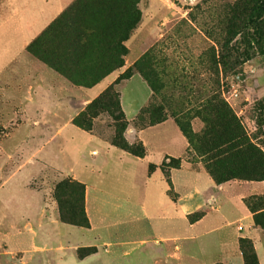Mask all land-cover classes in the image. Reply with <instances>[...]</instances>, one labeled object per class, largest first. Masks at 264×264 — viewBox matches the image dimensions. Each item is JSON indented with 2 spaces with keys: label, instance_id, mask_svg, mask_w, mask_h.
Segmentation results:
<instances>
[{
  "label": "crops",
  "instance_id": "0c3cea01",
  "mask_svg": "<svg viewBox=\"0 0 264 264\" xmlns=\"http://www.w3.org/2000/svg\"><path fill=\"white\" fill-rule=\"evenodd\" d=\"M74 1L1 0L0 89L3 102L12 109L23 110L20 120L34 127L33 135L38 140L63 142L66 147L69 142L74 143L76 135H86L97 145L89 151V155L95 157L93 162L78 161L80 164L76 165L74 162L75 166L69 169L61 166L85 184L89 226L62 222L56 213L46 216L43 223L28 231L31 241L27 243L26 256L30 254L38 259L35 263L23 260L19 264H247L241 239L252 241L255 264H264V229L255 224L254 213L245 201L250 195H241L238 199L222 197L221 192L227 184L240 183L231 180L217 184L207 171L194 164L191 166L192 160L187 159L189 141L179 126L182 135L176 137L177 141L167 137L165 142L171 143L178 152L157 151L158 160L154 161L145 134L164 126L170 119L177 122L169 117L155 125L134 127V120L153 92L140 74L134 75L146 82L149 92L136 116L127 119L129 130H134V138L142 140L146 146L145 157L135 156L73 123L74 117L114 84L138 57L129 60L130 37L125 41L129 49L125 65L86 87L73 83L32 54L29 45ZM122 82L117 84L119 88ZM121 103L125 111L122 93ZM64 105L69 113L66 118L59 119L57 108L62 109ZM168 156L183 160L179 168L169 171L172 185L161 167ZM151 165H155L153 171H150ZM96 172L102 173L105 179L90 182L89 175ZM251 195L264 196V193ZM197 212L204 214L191 221L190 216ZM243 220L247 221L246 225ZM88 247L95 251L80 256L78 250Z\"/></svg>",
  "mask_w": 264,
  "mask_h": 264
},
{
  "label": "rangeland",
  "instance_id": "374dc122",
  "mask_svg": "<svg viewBox=\"0 0 264 264\" xmlns=\"http://www.w3.org/2000/svg\"><path fill=\"white\" fill-rule=\"evenodd\" d=\"M2 2L0 0V8ZM255 2L256 0H140V21L131 35L132 52L129 60L138 56L134 65L148 54L149 59L142 65V69L150 83L135 70L153 91L145 107L156 108L159 117L167 118H173L172 112L187 111L192 118L193 129L200 132L205 126L201 117L205 115L201 104L209 97L219 95L231 105L253 142L264 150V126L258 124L259 113L256 109V103L264 98V55L256 54L249 61H244L241 56V31ZM125 3L126 0H104V4L100 5L99 0H89L90 13H81L76 25L92 21L97 11H104L103 16H99L106 23L111 22V17L117 20L119 7ZM1 16L0 12V18ZM69 26L59 25L58 31L51 30L44 39L36 43V50L63 64L68 70H73L68 64L70 57L66 56L71 53L66 42L69 32L65 31ZM143 79L134 75L131 79L124 80L120 88L116 85L122 93L129 120L139 112V106L149 92ZM8 106L2 100L0 89V264H19L23 260L35 263L37 256H26L29 250L27 243L31 241L28 231L35 229L45 221L46 216L53 213L62 222L61 213L72 220L83 216V184L61 166L69 169L78 161L93 162L95 157L89 155V151L97 145L86 135L76 134H73L76 135L74 143L69 142L66 147L63 142L38 140L33 135L36 132L34 127L23 124L20 120L23 110ZM57 110L59 119L66 118L69 113L66 105ZM199 111H202L201 116H196ZM147 121L146 116L143 122ZM133 125L135 128L140 127L137 118ZM93 132L110 141L115 133L111 117L102 114L96 118ZM125 135L130 143L139 140L134 138V130H129V127ZM181 135L178 125L172 119L164 126L148 131L145 139L149 142V151L152 152L154 161L158 160L160 150L178 152L171 143L165 142L167 137L176 142V137ZM63 148L66 150L62 151ZM187 159L192 160L191 166L194 164L207 171L199 157H194L193 154L189 156L187 153ZM163 163L165 166L161 167L166 173L174 166V162L167 157L163 159ZM101 174L91 173L90 182L105 179ZM234 180L240 185L227 184L221 192L222 197L238 199L241 195H250L245 199L250 207L256 210L264 207L263 195H251L255 192L264 193V182L247 184L245 180ZM235 214L239 212L235 211ZM239 216L241 214L233 218ZM242 223L246 225L247 221L243 220ZM242 240H245L241 243L242 250L249 251L247 264H252L253 243L250 239Z\"/></svg>",
  "mask_w": 264,
  "mask_h": 264
},
{
  "label": "trees",
  "instance_id": "16d2710c",
  "mask_svg": "<svg viewBox=\"0 0 264 264\" xmlns=\"http://www.w3.org/2000/svg\"><path fill=\"white\" fill-rule=\"evenodd\" d=\"M86 1L75 0L29 45L28 50L64 74L73 83L90 87L113 70L125 65V56L129 52L125 41L131 37L140 21L141 10L138 7L140 0H126L125 5L119 7L117 20L111 17L109 19L111 22L106 23L102 17L104 11L101 13L97 11L92 21L77 26V19L80 14L90 13L89 0ZM101 3L104 4V0H99L100 5ZM99 10L102 11L101 8ZM66 24L70 25L65 31L68 30L69 32L66 42L67 48L71 52L67 53L66 56L70 57L68 64L74 68L73 70H68L63 64L51 60L36 50L38 41L44 39L51 30L56 29L55 31H58L59 25L64 26ZM60 33L63 35L62 31ZM241 36L243 45L241 56L244 61L251 60L256 54L264 55V0H256L241 31ZM148 59V54H145L141 60L127 68L114 84L107 87L74 117L73 123L86 131H94L95 119L102 114H107L111 117L112 125L115 128L114 136L110 138V142L135 156L145 157L147 150L143 141L139 139L135 143H130L126 138L125 133L129 127V121L121 103V93L116 85L131 78L135 70L140 72L150 83L149 77L142 69V65ZM202 108L205 115L201 116L200 112L202 111L196 115L201 116L205 124L200 132L193 129L192 118L189 117L187 111L172 112V117L189 141V156L193 154L194 157H199L217 184H223L234 179L264 181V150L253 142L231 105L219 95H213L201 104ZM256 109L259 113L258 124L263 127L264 98L256 103ZM156 112L157 109L151 108V106L143 107L137 116L140 127L155 125L167 119V117H159ZM146 116L148 121L143 122ZM167 159L174 162L173 168H179L182 165L183 160L181 158L168 156ZM164 166L163 163L162 167ZM154 168L155 165H151L150 171H153ZM166 174L172 185L169 172ZM82 186L85 192V184ZM248 206L254 213L255 224L264 229V207L256 210L250 207L249 203ZM203 214V212H197L192 214L190 219L195 221ZM61 217L64 222L70 224L89 226L85 208L80 219H68L70 217H65L63 213H61ZM244 241L242 240L241 243ZM94 251L95 248L93 247L78 250L80 256H85ZM243 252L247 261L249 251L243 249ZM251 254L254 260L252 264H255L254 250Z\"/></svg>",
  "mask_w": 264,
  "mask_h": 264
}]
</instances>
